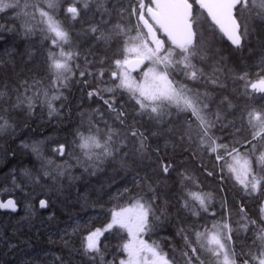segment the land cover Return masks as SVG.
<instances>
[{"label":"snow or ice","instance_id":"obj_1","mask_svg":"<svg viewBox=\"0 0 264 264\" xmlns=\"http://www.w3.org/2000/svg\"><path fill=\"white\" fill-rule=\"evenodd\" d=\"M9 11L14 23L0 24V31L19 30L25 37L39 35L49 45L45 58L47 84L35 78L31 83L22 81L16 89L17 103L12 106L26 103L31 110L39 102L46 105L50 117L58 115L64 104L58 108L56 102L67 100L64 92L75 80L86 98H98L105 109H94L93 117L98 119L90 118L83 131H75L72 144L81 155L67 152L64 144L53 152L61 157L67 152L92 174L105 164L134 169L139 191L127 207L111 212L105 228L84 237L86 255L99 256L105 264L100 237L118 228L125 229L129 236L122 245L127 259L119 264H264V52L255 65L256 79H251L247 71L233 74L215 47L214 31L218 29L237 52H242L251 43L256 24L264 26V0H0V13ZM209 30L210 39L204 36ZM81 35L91 42L90 48L105 52L91 60L85 55L83 68L78 63ZM230 84L232 92L219 100L218 93L207 90L211 87L226 92ZM5 95L0 91V97ZM124 96L127 100L118 102ZM234 98L246 102L233 104ZM5 111L0 103V113ZM237 112L239 123L228 120ZM181 114L190 116L182 120ZM10 127L0 114V131ZM224 128L234 129L229 143L221 142L223 137L216 135ZM31 150L45 169L43 176L58 180L70 174L72 165L67 161L57 164L45 157L39 143H34ZM185 153L214 159L220 183L227 171L240 186L243 198L258 202L256 218L250 217L240 202L236 229L228 222L213 224L211 229L199 224L204 214L216 215L212 210L214 197L184 167L185 161L179 157ZM200 168L206 177L217 175L215 166L209 170L201 162ZM173 176L180 191L175 197L179 206L175 212L171 211L175 204L168 186ZM40 179L34 177L33 182ZM128 192L126 188L117 195ZM226 206L224 196L221 207ZM16 207L14 200L0 202V208L15 211ZM39 207H49V201L41 199ZM188 219L192 222L187 223ZM169 226L175 227V235L183 242L171 248V256L155 242L150 245L142 238L145 233ZM249 231L253 232L250 244L233 241L234 233L240 239V232ZM57 261L64 264L60 257Z\"/></svg>","mask_w":264,"mask_h":264},{"label":"trees","instance_id":"obj_2","mask_svg":"<svg viewBox=\"0 0 264 264\" xmlns=\"http://www.w3.org/2000/svg\"><path fill=\"white\" fill-rule=\"evenodd\" d=\"M112 2L115 3L116 0ZM194 10L197 13L201 11L195 5ZM10 14L13 13L10 11L0 13V24L11 26L14 18L10 19ZM59 18L63 20V16ZM118 19L117 17L112 22L116 23ZM209 24L210 21L205 24V28H208ZM76 31H80L79 25ZM214 31L215 47L225 57V66L231 69L233 74L247 71L251 74V79H256L255 65L260 62L261 53L264 52V48L261 47L264 44V26L256 24L254 35L250 38L251 43L242 52H237L217 29ZM211 32L212 30L205 31V38L210 39ZM78 43L81 45V58L78 61L81 68L84 66L85 55L89 60L93 56L105 55V52L99 48H90L91 42L83 35ZM48 47V43L40 39L38 35L25 37L19 30L0 31V61L5 62L0 63V91L6 92L5 96L0 97V103L7 110L0 114L12 125L7 130L0 131V198H15L19 206V211L16 213L0 210V264H58L57 257L62 258L64 264H101L99 256L93 258L84 253L82 248L84 237L92 230L103 229L111 218V212L128 206L139 189L134 183V169H122L118 164H105V168H101L95 174L90 173L88 180H83V187L79 190L77 186L67 181L66 176L58 180L43 176L45 169H41L40 159L32 152L31 146L39 143L45 157L61 164L67 160L68 154L61 157L54 153L53 149L61 143L69 152L74 139V130L78 129L81 116L85 122V126L80 127L83 131L87 127V120L93 114V110L99 108L104 111L105 109L98 98L91 100L86 98L75 80L64 92L67 100L56 102L58 108L61 103L64 104L58 115L50 117L46 105L39 102H36L31 110L26 103L18 107L12 106L17 103L16 89L22 81L27 79L31 83L32 78H35L44 80L47 84L45 58ZM249 49L252 51L250 52ZM205 70L210 71V69ZM208 90L218 93V99H220L222 95H228L233 89L230 84L226 92H220L211 87ZM20 93H23L22 88H20ZM9 97H11V103H9ZM245 102L242 99H232V103L237 105ZM128 107L130 108L131 105L129 104ZM239 115L240 113L237 112L235 116L229 115L228 119H235L239 123ZM189 116L190 114H183V119ZM232 132L234 129L224 128L218 130L216 135L223 137L221 142L229 143L233 139L230 135ZM179 158L185 161L184 167L199 180L203 190L213 193L212 209L216 213L214 217L218 218V214L222 216L226 214V222L236 229L235 222L240 219L237 214L239 203L243 202L248 215L256 218L257 201L253 200V203L241 201V197L236 195L235 191L240 187L227 171L223 173L225 177L223 183H220L219 167L215 165L214 159L200 154L193 158L187 153ZM201 162L209 170L215 166L217 175L215 177L203 175L200 168ZM47 170L51 171V169ZM37 176L41 179L39 183H34V177ZM168 186L175 204V197L180 195L175 176L168 181ZM87 187H92V192L88 193ZM126 188L129 189L127 194L122 197L117 195ZM224 196L227 197L226 208L221 207ZM39 198L48 200L49 207L41 209L38 203ZM178 207V204H175L171 211L175 212ZM181 215L184 214L181 213ZM186 222L191 223L192 221L188 219ZM175 231V227L169 226L163 231L145 233L144 236L150 245L155 242L162 252L171 256V248L179 247L183 243L175 235ZM248 233L253 236L251 231L244 234ZM126 239L127 235L120 230L104 232L100 237V247L105 264H119L124 255L122 245Z\"/></svg>","mask_w":264,"mask_h":264},{"label":"rangeland","instance_id":"obj_3","mask_svg":"<svg viewBox=\"0 0 264 264\" xmlns=\"http://www.w3.org/2000/svg\"><path fill=\"white\" fill-rule=\"evenodd\" d=\"M9 17H10V19H11V18L13 17V14H10ZM0 20H1V16H0ZM38 36H39V35H38ZM39 38L42 39L40 36H39ZM42 40H43V39H42ZM134 76H135V75H134ZM136 77H137V79H139V78H140V77H139V74L136 75ZM204 90H205V89L201 88V91H204ZM207 90H208V89H207ZM208 91H209V90H208ZM209 92H211V91H209ZM216 99L219 100V99H218V95H216ZM120 100L126 101V100H127V96H124V97L118 99L119 102H120ZM90 114H91V113H90ZM89 117H90V118H94V117H93V114H91ZM90 118H89V119H90ZM105 118H106V117H105ZM89 119H88V120H89ZM106 119H107V118H106ZM181 119L183 120V114H181ZM88 120H87V122H88ZM228 120H230V119H228ZM82 123H83V125L85 126V122H84V118H83V116H81V122H80L79 127H78V129L81 130V131H82V129H81L80 127H81V124H82ZM100 127H101V128L104 127V125H103L102 122L100 123ZM76 130H77V128H75L74 132H75ZM72 148H73L74 151H76V152H75L76 155H80L79 149L77 150V149H76V146H75L74 144H71L70 152H73ZM67 151H68V150H67ZM77 152H78V153H77ZM65 155H66V154H65ZM68 157H70V158H68ZM72 157H73V160H71ZM66 158H67L66 161H67L69 164L72 165V168H71L70 174H69V175H65L67 181L70 182V183H73V186H75V187L77 186V189H78V190H79V188L82 189L83 184H84L83 180H84V179L88 180V178H89V174H90L91 172H90V171L86 172V171L84 170V167H83V166H81V165H77V164L75 163L74 156H69V155H67ZM62 163H64V161L61 162V164H62ZM102 168H105V165H104ZM87 188H88V189H87L88 193H89V192H92V190H93L92 187H91V188H90V187H87ZM83 204H85V202H84ZM126 207H127V206H126ZM117 210H118V209H117ZM110 220H111V218H110ZM110 220H109V222H110ZM109 222H108V223H109ZM108 223H107V224H108ZM107 224H106V225H107ZM106 225H105V227H106ZM105 227H104V228H105ZM95 230H96V229H95ZM95 230H92V231H95ZM112 230H120V231L124 232V233L127 235V239H126L125 243L128 241L129 236H128V233H127V231H126L125 229L113 228ZM92 231H91V232H92ZM88 234H89V233H88ZM142 238L144 239V234H143V237H142ZM144 240H145V239H144ZM145 241H146V240H145ZM122 259H124V260L127 259V253L124 252V255H123Z\"/></svg>","mask_w":264,"mask_h":264},{"label":"flooded vegetation","instance_id":"obj_4","mask_svg":"<svg viewBox=\"0 0 264 264\" xmlns=\"http://www.w3.org/2000/svg\"><path fill=\"white\" fill-rule=\"evenodd\" d=\"M237 185H238V184H237ZM238 186H239V185H238ZM239 187H240V186H239ZM235 191H236V195H238V196L241 197V198H240L241 201H246V202H251V203L254 202L252 199H244V198H243V194H242L241 188L236 189ZM255 202H256V201H255ZM257 205L259 206L258 202H257ZM258 206H257L256 214H257V211H258ZM212 210H213V209H212ZM224 212H226L225 209H224ZM204 215H208V217H204L203 219L199 220L198 223H199V224H203V225H205L208 229H211L213 224H221V223H225V222H226V214L223 215V216L220 215V214H218V218L212 216L211 214H204ZM205 223H206V224H205ZM241 233H242V232H241ZM238 235L240 236V239H237V234L234 233V235H233V241H234L237 245H239V244H241V243H248V244L251 243V241H252V237H253V236H252L250 233H248V234H244V233H242V234H238ZM245 237H247V239H244ZM144 239L147 241V239H146L145 236H144ZM147 243H148V241H147ZM148 244H149V243H148ZM236 250L239 251V250H240L239 247H237Z\"/></svg>","mask_w":264,"mask_h":264},{"label":"water","instance_id":"obj_5","mask_svg":"<svg viewBox=\"0 0 264 264\" xmlns=\"http://www.w3.org/2000/svg\"><path fill=\"white\" fill-rule=\"evenodd\" d=\"M226 39H227V37H225ZM229 42V41H228ZM230 43V42H229ZM8 200H14L13 198H6V199H4V200H1L0 199V202H7ZM15 201V200H14ZM16 202V201H15ZM16 205H17V203H16ZM0 210L1 211H4V212H13V213H15V212H17L18 211V205H17V207H16V210L15 211H13V210H11V209H5V208H0Z\"/></svg>","mask_w":264,"mask_h":264},{"label":"bare ground","instance_id":"obj_6","mask_svg":"<svg viewBox=\"0 0 264 264\" xmlns=\"http://www.w3.org/2000/svg\"><path fill=\"white\" fill-rule=\"evenodd\" d=\"M76 88V87H75ZM86 100V99H85ZM66 123V122H65ZM57 136V135H56ZM44 144H45V142H44ZM53 144V143H52ZM61 144V143H60ZM71 144H72V142H71ZM45 146V145H44ZM71 146V145H70ZM48 147V146H47ZM42 148V147H41ZM77 149V148H76ZM72 150H73V148H72ZM78 150V149H77ZM74 151V150H73ZM70 152V151H69ZM76 152V151H75ZM67 153V152H66ZM78 153V152H77ZM76 155V154H75ZM81 155V154H80ZM68 158H70V157H68ZM71 160H73V157H72V159ZM48 187V186H47ZM43 188V187H42ZM45 190V189H44ZM8 198V197H7ZM15 199V198H14ZM40 199V198H39ZM41 199H45V198H41ZM40 199V200H41ZM39 200V201H40ZM39 203V202H38ZM42 209V208H41ZM45 209V208H44ZM19 211V210H18Z\"/></svg>","mask_w":264,"mask_h":264}]
</instances>
